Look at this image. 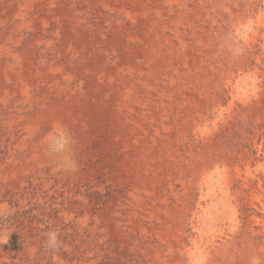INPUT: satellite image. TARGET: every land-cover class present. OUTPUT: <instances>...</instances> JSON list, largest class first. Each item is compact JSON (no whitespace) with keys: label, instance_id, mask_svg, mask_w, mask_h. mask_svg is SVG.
Returning <instances> with one entry per match:
<instances>
[{"label":"rangeland","instance_id":"374dc122","mask_svg":"<svg viewBox=\"0 0 264 264\" xmlns=\"http://www.w3.org/2000/svg\"><path fill=\"white\" fill-rule=\"evenodd\" d=\"M0 264H264V0H0Z\"/></svg>","mask_w":264,"mask_h":264},{"label":"clouds","instance_id":"9594fccd","mask_svg":"<svg viewBox=\"0 0 264 264\" xmlns=\"http://www.w3.org/2000/svg\"><path fill=\"white\" fill-rule=\"evenodd\" d=\"M68 144V137L66 133H62L59 140L51 145V150L53 152H62ZM62 246V241L59 239V232L53 229H49L44 234V244L43 247L50 252H55L59 250Z\"/></svg>","mask_w":264,"mask_h":264},{"label":"bare ground","instance_id":"6f19581e","mask_svg":"<svg viewBox=\"0 0 264 264\" xmlns=\"http://www.w3.org/2000/svg\"><path fill=\"white\" fill-rule=\"evenodd\" d=\"M55 139V138H54ZM61 160V159H60Z\"/></svg>","mask_w":264,"mask_h":264}]
</instances>
